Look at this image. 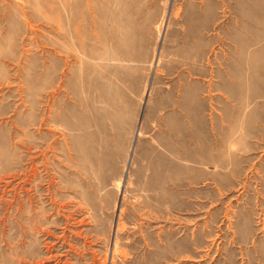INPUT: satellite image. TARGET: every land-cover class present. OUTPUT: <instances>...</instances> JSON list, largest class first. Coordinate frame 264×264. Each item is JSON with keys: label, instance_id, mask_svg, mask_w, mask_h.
Returning a JSON list of instances; mask_svg holds the SVG:
<instances>
[{"label": "rangeland", "instance_id": "1", "mask_svg": "<svg viewBox=\"0 0 264 264\" xmlns=\"http://www.w3.org/2000/svg\"><path fill=\"white\" fill-rule=\"evenodd\" d=\"M0 264H264V0H0Z\"/></svg>", "mask_w": 264, "mask_h": 264}]
</instances>
